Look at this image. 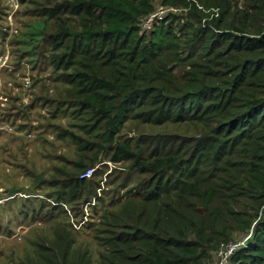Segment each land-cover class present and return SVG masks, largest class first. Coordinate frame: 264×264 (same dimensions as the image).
<instances>
[{"label": "trees", "instance_id": "trees-1", "mask_svg": "<svg viewBox=\"0 0 264 264\" xmlns=\"http://www.w3.org/2000/svg\"><path fill=\"white\" fill-rule=\"evenodd\" d=\"M157 1L170 10L143 26ZM39 16L29 39L66 88L56 101L89 128L70 134L126 171L107 196L102 170L80 176L98 152L75 160L50 233L0 264H212L238 240L229 264H264V0H59ZM92 199L94 248L74 228Z\"/></svg>", "mask_w": 264, "mask_h": 264}, {"label": "rangeland", "instance_id": "rangeland-1", "mask_svg": "<svg viewBox=\"0 0 264 264\" xmlns=\"http://www.w3.org/2000/svg\"><path fill=\"white\" fill-rule=\"evenodd\" d=\"M55 1L59 0H0V262L8 254L18 255L30 247L28 240L50 233L56 213L49 215L56 202L49 193L56 189L61 176L74 170L75 160L88 162L98 152L93 165L94 171L103 172L98 194L104 189L107 196L114 194V185L120 180L118 176L114 184L115 175L122 176L126 171L127 162L114 163L97 145L88 143L84 149L79 147L70 133L85 138L89 128H79L80 121L57 103L56 98L66 88L54 80L53 66L45 49L40 51V41L29 39L30 32L44 23L39 7L50 6ZM156 5L158 8L159 2ZM163 9V14L170 10ZM52 24L48 21L45 31H50ZM192 127L170 124L162 129L192 135ZM52 179L55 181L51 182ZM117 190L123 196L126 188ZM20 200L29 204L27 209L31 212L27 216L18 213ZM99 206H94V199L78 206L80 221L74 228L81 238L91 239L101 211ZM9 207L11 210H6ZM62 207L70 220H74L69 206ZM95 243L91 239L93 248ZM221 260L216 250L212 264H220Z\"/></svg>", "mask_w": 264, "mask_h": 264}, {"label": "built area", "instance_id": "built-area-1", "mask_svg": "<svg viewBox=\"0 0 264 264\" xmlns=\"http://www.w3.org/2000/svg\"><path fill=\"white\" fill-rule=\"evenodd\" d=\"M164 9L162 6H159L153 13H151L144 21L143 26L149 27L152 25L154 18H162L164 16L163 14ZM94 170V167H89L85 171H83L80 176L81 177H88L92 174ZM241 241H234V242H228V243H221L217 249V253H219L222 256V260L220 264H223L224 262H230L229 256L234 251L236 246L241 243Z\"/></svg>", "mask_w": 264, "mask_h": 264}]
</instances>
